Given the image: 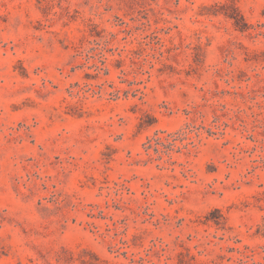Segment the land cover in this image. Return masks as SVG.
Masks as SVG:
<instances>
[{
	"label": "rangeland",
	"instance_id": "1",
	"mask_svg": "<svg viewBox=\"0 0 264 264\" xmlns=\"http://www.w3.org/2000/svg\"><path fill=\"white\" fill-rule=\"evenodd\" d=\"M0 264H264V0H0Z\"/></svg>",
	"mask_w": 264,
	"mask_h": 264
}]
</instances>
